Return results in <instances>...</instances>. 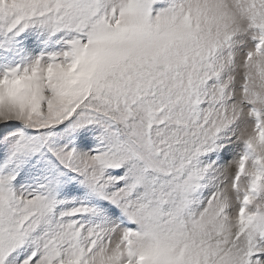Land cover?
I'll return each instance as SVG.
<instances>
[{
    "label": "snow or ice",
    "instance_id": "1",
    "mask_svg": "<svg viewBox=\"0 0 264 264\" xmlns=\"http://www.w3.org/2000/svg\"><path fill=\"white\" fill-rule=\"evenodd\" d=\"M0 264H264V0H0Z\"/></svg>",
    "mask_w": 264,
    "mask_h": 264
}]
</instances>
